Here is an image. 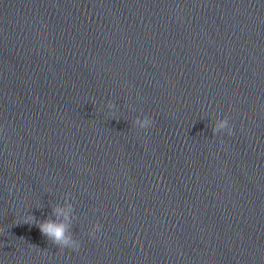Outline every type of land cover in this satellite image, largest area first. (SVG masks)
<instances>
[{"label":"water","instance_id":"obj_1","mask_svg":"<svg viewBox=\"0 0 264 264\" xmlns=\"http://www.w3.org/2000/svg\"><path fill=\"white\" fill-rule=\"evenodd\" d=\"M0 158L264 177V0H0Z\"/></svg>","mask_w":264,"mask_h":264},{"label":"clouds","instance_id":"obj_2","mask_svg":"<svg viewBox=\"0 0 264 264\" xmlns=\"http://www.w3.org/2000/svg\"><path fill=\"white\" fill-rule=\"evenodd\" d=\"M117 105L113 101H108L107 108L109 110L116 109ZM134 125L140 129L147 130L154 124V120L145 115L143 119L139 116L134 120ZM213 134H222L226 132L229 136L234 134V126L230 125L229 118L227 116L218 118L212 128ZM9 189V193H11ZM70 193L65 194V201H69ZM68 211H65L63 204H56L52 207V214L43 221H38L33 215L26 214L23 217V223L35 224L41 231V233L55 246H58L61 250L69 249L71 251H79L81 248V241L76 239L73 232V216L75 211L74 205L71 202L67 204ZM52 217H55L54 219ZM102 229V225L97 222L90 233H88L93 239L97 237Z\"/></svg>","mask_w":264,"mask_h":264}]
</instances>
